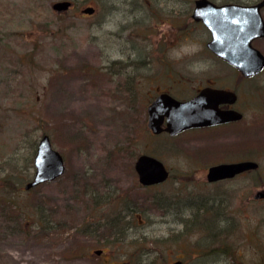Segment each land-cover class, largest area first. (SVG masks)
<instances>
[{"label": "rangeland", "instance_id": "374dc122", "mask_svg": "<svg viewBox=\"0 0 264 264\" xmlns=\"http://www.w3.org/2000/svg\"><path fill=\"white\" fill-rule=\"evenodd\" d=\"M57 1L65 0H0V264H113L122 259L141 264L147 251L157 254V241L168 230L161 221L162 201L176 197L183 203L179 189L204 177V166L242 148V156L259 164L256 175L264 179V71L240 87L246 113L260 117L239 136L228 129L187 132L172 141L153 137L145 127L149 97L156 87L175 86L163 78L159 64L167 51L160 53L163 38L173 35L162 8H130L122 0H68L73 8L57 13L52 10ZM87 7L94 8L92 15L82 14ZM181 18L183 28L187 20ZM190 28L188 39L182 29L175 50L166 53L180 65L212 63L195 55L200 31ZM253 45L264 55V40ZM42 135L63 157L65 170L54 181L24 190ZM141 154L170 170L164 186L138 185L133 164ZM243 182L244 192L251 193L246 180L230 186ZM93 190L100 202L107 194L117 197L116 207H102L106 216L110 208L135 209L131 219L125 218L131 228L121 243H108L114 239L103 226L95 234L79 232L81 201ZM243 201L230 198L228 208L243 209ZM260 207L264 210V203ZM241 240L249 264L257 259L254 245ZM178 246L189 256L188 238ZM94 249L105 250L102 258L92 256Z\"/></svg>", "mask_w": 264, "mask_h": 264}, {"label": "flooded vegetation", "instance_id": "af4514ba", "mask_svg": "<svg viewBox=\"0 0 264 264\" xmlns=\"http://www.w3.org/2000/svg\"><path fill=\"white\" fill-rule=\"evenodd\" d=\"M197 1L198 0H122L119 2L125 5H131L130 8H146L148 6L162 8L163 18L167 20L166 22L169 23V25H171L173 35L163 38L164 42L167 43L165 44L163 42L160 53L164 50H167L166 52L175 50V44L178 42L179 36H183L182 29L185 30V35L183 37L188 39L192 34L190 28L191 25L195 30L200 31V38L197 41L200 45V49L195 50L197 52L195 55L212 61L211 63L207 60L206 62L208 63H205L204 65H190V61H188L187 64L180 65L177 58L173 55H168L166 52L160 55L161 61L159 64L160 68L164 71L163 73L165 76L163 78L169 83H174L175 86L173 88L172 84H167L156 87L152 92V96L149 97L150 100L147 103L145 110V127L153 137L162 136L167 140L172 141L176 137L187 132L213 133L219 130L226 131L228 129H236L237 131L234 130L233 133L235 136H239L238 131H242L244 126H248L252 124V122H254L255 125V121L259 120L257 117L259 115L252 114L251 112L248 114L246 113V110H249V108L247 103L243 100L244 96L240 91V87L244 80H253L261 75L264 69L255 77L245 78L235 66L227 60L218 57L209 48V45L212 42V34L210 30L204 25L203 21L195 20L193 18V12ZM206 1L218 7L223 5L254 7L260 4L263 0ZM70 2L71 5L68 10L73 8V2ZM181 9H185L186 12L182 13ZM259 12L264 21V6L259 9ZM228 14L229 17L227 19H231V17L235 18L234 14H236V12L235 10H232L231 13L229 11ZM182 15L185 16V20H187V23H185L183 28L181 27V24L184 23L181 18ZM229 29V34H226V38H228L223 43L226 44L227 48L236 50L239 48L240 44L239 37L237 36L238 32L232 31L235 30L234 25L228 26L227 30ZM258 40H264V38L254 39L251 42L252 48L257 49L253 43ZM195 55L192 54L193 63L197 62V56ZM129 62H132V60ZM182 73H184V76ZM187 73L191 77L190 79L188 76V79L186 78ZM227 76H231L232 79L230 81L225 80L224 77ZM185 80H188V84ZM206 89L227 93L217 109L220 112L233 111L240 115L239 119L225 124L187 129L176 136H170V134L165 131V119L160 125L162 130L160 133L153 134L152 131L148 129V107L158 97L166 95L178 102H188L198 96L201 91ZM241 152L242 148L237 149L233 155L225 154L226 156L225 158H222V162H214L203 167L204 177L197 178L196 180H188L187 182H189V184H186V189H179V194H177L180 196V200H184L183 203H177L176 197L173 202L171 201L167 204L162 201V205H164V213L161 214V221L163 224L167 225L168 230L167 232H164L157 241V254L151 256V252L147 251V254L142 256L143 261L141 264H247L248 258L246 257V260L243 258L245 257L244 241L242 242L241 239L251 242L254 245L253 250L255 251L257 259L249 264H264V214L262 215V211L264 212V210L260 207L261 204L264 203V197L256 198L257 195H264V179L256 175L260 169L259 164L251 160L249 157L242 156ZM240 162H254L257 164V167L253 170L244 171L232 178L216 181H209L207 179V174L211 167ZM165 168L168 171V177L163 183L145 187L140 185L137 180L138 185L141 188L146 189L156 186H164L169 179H171L170 170L166 166ZM247 174L255 175L250 178L246 176ZM237 180H246L250 185V189L253 191L246 194L244 192V182L238 183L236 188L230 186V182ZM113 196L115 195L107 194V196L105 195L104 197V201L100 202L99 195L96 194L94 190L90 194L86 193V198L88 199L85 200L83 198L81 201L80 211L82 219L78 228L82 235H88L90 233L95 234L97 229L103 226L104 228H107L109 234L114 239L113 242L108 243L116 244L123 241L122 239L126 236V232L131 228V221L126 220V217L129 216L131 219L135 209L110 208V211L107 212L108 216H106L105 213H103L105 209L102 207H104V204H108L109 207H116L117 197ZM230 198H242V200L246 201L243 205L245 208L237 210L229 209L228 204ZM120 202H122V205L125 204L122 199ZM172 206L174 207L171 209L170 207ZM247 207H251V209ZM111 210L113 212H111ZM117 215L122 216L124 218L123 222L125 221L128 224L117 225ZM52 228H54V226H52ZM233 231L236 232L235 236L231 235ZM117 232L120 234H117ZM246 232L250 233V237H246ZM187 238L189 240V246L187 247L189 250V256H185V251L178 246L180 242H183L184 239L187 240ZM180 250H182V252ZM104 251V249H94L92 251V256L95 255L97 259H100L105 253ZM97 252L99 254H97ZM100 264L107 263L101 262ZM113 264H132V260L122 259L121 261H115Z\"/></svg>", "mask_w": 264, "mask_h": 264}, {"label": "water", "instance_id": "95a60500", "mask_svg": "<svg viewBox=\"0 0 264 264\" xmlns=\"http://www.w3.org/2000/svg\"><path fill=\"white\" fill-rule=\"evenodd\" d=\"M70 1H57L52 4V10L57 13L66 12L70 8ZM264 6V0L254 7H239L234 5L216 6L206 0H198L193 12L195 20L203 21L212 34V42L209 48L220 58L227 60L235 66L245 78H252L264 69V56L251 47V42L257 38H264V21L259 9ZM235 10V18L227 19L228 12ZM93 8L87 7L82 14L91 15ZM234 25L239 37V48L232 50L227 48L226 34H229L228 26ZM227 93L223 91L206 89L188 102H178L162 95L148 107L147 127L153 134L162 130L160 125L166 120L165 131L170 136L191 129L219 124H225L239 119L240 115L233 111L220 112L217 107L222 103ZM254 162H240L235 164H221L211 167L207 174L209 181L232 178L244 171L256 169ZM33 176L24 185V190H29L41 184L51 182L59 178L65 170L63 157L53 149L47 135H42L36 145L33 157ZM137 180L142 186H152L163 183L168 177V171L164 164L157 158L142 154L133 164ZM264 197L257 195L256 198ZM97 254H99L97 252Z\"/></svg>", "mask_w": 264, "mask_h": 264}, {"label": "trees", "instance_id": "16d2710c", "mask_svg": "<svg viewBox=\"0 0 264 264\" xmlns=\"http://www.w3.org/2000/svg\"><path fill=\"white\" fill-rule=\"evenodd\" d=\"M123 217L122 216H120V215H117L116 216V223H117V225H121V224H128L127 222H123ZM119 232H117V234H118ZM120 234V233H119Z\"/></svg>", "mask_w": 264, "mask_h": 264}]
</instances>
